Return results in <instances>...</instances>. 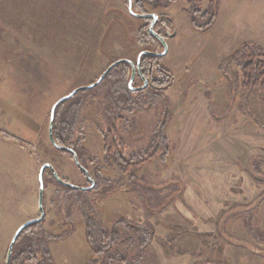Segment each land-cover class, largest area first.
Returning <instances> with one entry per match:
<instances>
[{"label":"rangeland","instance_id":"obj_1","mask_svg":"<svg viewBox=\"0 0 264 264\" xmlns=\"http://www.w3.org/2000/svg\"><path fill=\"white\" fill-rule=\"evenodd\" d=\"M217 2L221 12L205 31L214 0L144 5L147 13L173 22L164 37L166 53L152 61L172 76L168 87L115 93L116 65L99 84L60 104L56 133L65 143H78L94 187L68 190L46 170L44 218L17 243L35 231L48 239L54 264H99L104 254L85 240L84 208L105 231L150 225L143 264H264V88L243 86L232 61L221 68L241 43L264 52V3ZM149 23L130 15L126 0H0L1 68L34 126L28 142L0 130V264L18 226L38 217L42 164H51L66 182L89 186L71 155L48 139L51 106L95 82L118 59L135 64L142 50L161 52L159 41L142 45L138 38ZM152 80L160 86L156 71ZM141 85L135 75L132 86ZM156 126L163 143L154 138ZM109 130L123 141L124 160L144 158L154 141L157 154L124 173L120 160L105 158ZM143 235L129 231L122 247L134 252Z\"/></svg>","mask_w":264,"mask_h":264},{"label":"trees","instance_id":"obj_2","mask_svg":"<svg viewBox=\"0 0 264 264\" xmlns=\"http://www.w3.org/2000/svg\"><path fill=\"white\" fill-rule=\"evenodd\" d=\"M174 1L175 0H157L154 3H147L145 2V0H131V8L134 13L145 14L147 13V11H145L143 8L145 4L151 5L153 8H160V7L166 8ZM214 1L215 3L210 11V18H209L210 21L208 22V24L204 25L205 28L204 31L209 29L211 22L214 21V17L216 16V12L218 10L219 2H217V0ZM145 20L151 21V19L149 18H146ZM190 20L191 22L194 21L192 18H190ZM148 26L149 25L146 24L145 26L141 27L138 31V38L140 39L142 45L147 44L149 42H158V40L149 32ZM173 28H174L173 22L167 16L166 17L158 16L153 26V30L162 37H166V33L170 29L173 30ZM262 57H264V52L261 50V47H259L256 44L244 42L238 46V48L236 49L233 55H231L230 57L226 58L223 61V63L221 64V68H224L226 65H229L232 61L240 68V72L242 73V77H243V82H242L243 86L247 88H253V87L264 88V60ZM157 58L158 57L142 55L139 63L140 70L142 76L146 78V80H148L151 84H155L152 80V74L154 71H156V73L159 76H161L160 86L158 88L152 86L150 87H152L151 88L152 90H163L164 88L168 87L172 82V76L167 71H165L160 66H158V64L152 63V61L156 60ZM117 66L120 68V71L118 74L119 76L117 78V81H115L113 84V92L118 94L119 93L125 94L129 92L127 82L130 76L131 69L130 66L125 62H121L117 64ZM136 75L138 76V74ZM138 78L140 79L139 76ZM80 91L82 90H79L75 93H78ZM60 104L56 107L54 112V122L52 126L53 138L58 145L66 146L73 149V151L75 152L78 158L80 165L83 166L81 150L78 147V143H74V144L65 143L64 141H61V138L56 133V120H57V114ZM262 112L264 115V109ZM159 124L161 125V123H158L157 125ZM154 131H155L154 138L156 139L158 144L159 142L158 140L161 139V132L157 126L155 127ZM116 135L117 134L111 130H109L104 135L103 151L105 158L113 157L117 160H120L118 166L121 167L124 173L128 171L127 169L130 165H134L135 170H137L138 168H140L141 164H143L150 157H153L157 154L158 145H155L156 141H154L152 143H149L148 148L145 151L144 158H141L137 161L134 160L126 161L122 157V152L125 147L124 143L121 140V138H119ZM161 142L163 143L162 139ZM57 150L62 153L70 154L72 157V154L66 150H59V149ZM46 170L49 169L45 168L43 170V174ZM129 177L130 178L133 177L131 172L129 173ZM86 181L88 185H90L87 179ZM65 188H68V190L74 189L70 187H65ZM81 213L85 222L84 233L87 244L91 247L94 253L104 254L102 261L99 264H143L145 259L144 251L148 247L150 236L153 232V229L150 225L146 224V227L145 226L143 227L142 224L132 225L126 223L127 224V229H125L126 231L123 230L125 226L120 228L116 226L110 229L109 231H105L101 223L98 222L99 220L97 221L95 217L89 215L84 210V208L82 209ZM38 223L39 222L32 223L20 232L13 245L9 264H54L50 256V251L48 247L49 242L48 239H46V237L42 235L38 236L36 233H34L35 232L34 231V232H30L28 237L26 236L25 241L21 240L19 243H17L20 236L22 235V232L27 230L30 226L33 225L36 226ZM117 223H119V221ZM129 231L131 232L137 231V232H142L144 234L143 237H141L142 242L137 245L136 250L132 253H130L131 251H129L128 248H126L127 245L122 247V244L127 238V234ZM37 252L41 254V258H38L36 256ZM91 264H97V263L96 261H92Z\"/></svg>","mask_w":264,"mask_h":264},{"label":"water","instance_id":"obj_3","mask_svg":"<svg viewBox=\"0 0 264 264\" xmlns=\"http://www.w3.org/2000/svg\"><path fill=\"white\" fill-rule=\"evenodd\" d=\"M127 1V10L128 13L136 18H141V19H146L149 18L151 19L150 23H149V27L148 30L149 32L161 43L162 45V51L161 52H151V51H147V50H142L138 53L137 57H136V61L135 64L133 62H131L128 59H118L116 61H114L113 63H111L109 66H107V68L102 72V74L97 78V80L95 82H93L90 85H85V86H79L75 89H73L71 92H69L67 95H64L62 97H60L58 100H56L53 105L50 108V112H49V120H48V128H47V135H48V139L50 141V143L53 145V147H55L56 149L59 150H66L68 152H70L72 154V158H73V162L75 163V165L78 167L79 170H81L84 175L85 178L89 181L90 185L87 188H81L79 186H76L74 184H71L69 182H66L65 180L61 179L58 174L56 173V171L54 170V168L52 167L51 164L49 163H44L40 166L39 169V174H38V201H37V208H38V217L33 218V219H29L25 222H23L22 224H20L18 226V228L15 230V232L13 233L11 240L9 242L8 248H7V252H6V256H5V261L4 264H9L10 261V256H11V251L13 248V245L18 237V235L20 234V232L26 228L28 225L35 223V222H39L44 218V210H43V192H44V185H43V181H42V174H43V170L45 168L49 169L50 173L52 174L53 178L56 180V182H58L59 184H61L62 186L65 187H70V188H74V189H92L94 187V180L92 178V176L89 174V172L80 165L78 158L75 154V152L73 151V149L66 147V146H62V145H58L54 138H53V133H52V126H53V122H54V112L56 107L63 102L64 100L68 99L69 97H71L75 92L79 91V90H84V89H88L90 87H94L97 84L100 83V81L108 74V72L117 64L121 63V62H125L130 66V76L127 82V86L129 88V90H141L143 89L146 85H147V80L146 78H144L141 74V70H140V58L142 55H147V56H152V57H161L163 56L166 51H167V46L165 43V39L164 37H162L161 35H159L158 33H156L153 30V26L158 18L157 14L155 13H145V14H137L134 13L132 11L131 8V0H126ZM170 36L174 35V31L171 32L170 34H168ZM138 74V76L140 77L141 81H142V85L138 86V87H133L132 86V82L134 79V76Z\"/></svg>","mask_w":264,"mask_h":264},{"label":"crops","instance_id":"obj_4","mask_svg":"<svg viewBox=\"0 0 264 264\" xmlns=\"http://www.w3.org/2000/svg\"><path fill=\"white\" fill-rule=\"evenodd\" d=\"M260 1L262 4L264 3V0ZM219 11L221 12L220 4L218 14ZM262 24L264 25V12H262ZM263 28L264 26L262 29ZM0 57L3 58L4 55L1 54ZM2 61H4V59ZM1 65H3L2 62L0 63V130H6L8 134L20 140H24L26 142L32 141L33 138L30 137V132L34 133V126L29 123L26 106L23 108L20 96H14L12 79L6 75L7 72L5 71V68H3L4 71L2 70ZM0 140L3 141L4 139L0 136ZM7 142L22 146L14 139H8ZM19 151L22 150L19 149Z\"/></svg>","mask_w":264,"mask_h":264},{"label":"flooded vegetation","instance_id":"obj_5","mask_svg":"<svg viewBox=\"0 0 264 264\" xmlns=\"http://www.w3.org/2000/svg\"><path fill=\"white\" fill-rule=\"evenodd\" d=\"M147 85L148 86H152V87H155V88H158L157 86H153L148 80H147ZM136 87V86H135ZM138 87V86H137Z\"/></svg>","mask_w":264,"mask_h":264}]
</instances>
